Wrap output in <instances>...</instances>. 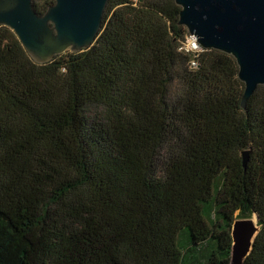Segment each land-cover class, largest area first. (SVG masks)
I'll use <instances>...</instances> for the list:
<instances>
[{
    "label": "trees",
    "instance_id": "1",
    "mask_svg": "<svg viewBox=\"0 0 264 264\" xmlns=\"http://www.w3.org/2000/svg\"><path fill=\"white\" fill-rule=\"evenodd\" d=\"M180 11L109 0L89 50L43 65L0 28V264H230L255 213L264 264V86L243 110L236 60L184 52Z\"/></svg>",
    "mask_w": 264,
    "mask_h": 264
},
{
    "label": "water",
    "instance_id": "2",
    "mask_svg": "<svg viewBox=\"0 0 264 264\" xmlns=\"http://www.w3.org/2000/svg\"><path fill=\"white\" fill-rule=\"evenodd\" d=\"M41 0H0V28H9L31 59L47 64L66 52L89 50L97 41L109 0H54L45 12ZM181 8L178 25L204 50L231 55L245 91L241 108L264 86V0H175ZM248 153L243 154L244 165ZM238 218L231 231L230 264H244L261 231L259 215Z\"/></svg>",
    "mask_w": 264,
    "mask_h": 264
},
{
    "label": "built area",
    "instance_id": "3",
    "mask_svg": "<svg viewBox=\"0 0 264 264\" xmlns=\"http://www.w3.org/2000/svg\"><path fill=\"white\" fill-rule=\"evenodd\" d=\"M182 50L186 53H195L202 51L203 49L200 47L197 39L193 36H188L186 43L182 47Z\"/></svg>",
    "mask_w": 264,
    "mask_h": 264
},
{
    "label": "bare ground",
    "instance_id": "4",
    "mask_svg": "<svg viewBox=\"0 0 264 264\" xmlns=\"http://www.w3.org/2000/svg\"><path fill=\"white\" fill-rule=\"evenodd\" d=\"M253 218H255V216L253 215Z\"/></svg>",
    "mask_w": 264,
    "mask_h": 264
}]
</instances>
